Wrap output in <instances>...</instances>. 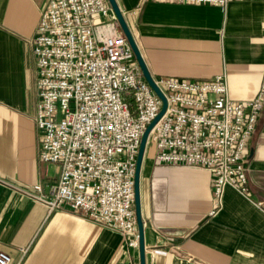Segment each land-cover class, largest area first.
Here are the masks:
<instances>
[{"label": "crops", "instance_id": "0c3cea01", "mask_svg": "<svg viewBox=\"0 0 264 264\" xmlns=\"http://www.w3.org/2000/svg\"><path fill=\"white\" fill-rule=\"evenodd\" d=\"M48 0H0V252L20 264H139L123 237L80 213L46 208L13 187L56 184L38 159L35 35ZM153 79L225 74L233 101L253 99L264 75V0L176 5L116 0ZM148 143L139 175L146 264H264V107L248 142V194L224 188L215 216L211 175L157 164ZM169 230H184L179 236Z\"/></svg>", "mask_w": 264, "mask_h": 264}, {"label": "built area", "instance_id": "2783aa9c", "mask_svg": "<svg viewBox=\"0 0 264 264\" xmlns=\"http://www.w3.org/2000/svg\"><path fill=\"white\" fill-rule=\"evenodd\" d=\"M232 0H139L211 5ZM258 1V0H247ZM35 59L38 159L56 165V184L13 187L44 206L63 208L117 231L138 248L134 175L140 140L162 101L145 81L107 0H48L30 39ZM166 111L148 136L157 164L211 175L215 216L224 188L248 194V142L264 107V75L255 97H229L225 74L209 80L153 79ZM256 206L264 210V204ZM0 252V264H20Z\"/></svg>", "mask_w": 264, "mask_h": 264}, {"label": "water", "instance_id": "95a60500", "mask_svg": "<svg viewBox=\"0 0 264 264\" xmlns=\"http://www.w3.org/2000/svg\"><path fill=\"white\" fill-rule=\"evenodd\" d=\"M108 4L111 7V10L117 20V23L125 36L129 46L131 47L133 54L135 56L136 63L145 79L147 84L153 89L155 94L160 98L162 101V107L158 113V115L155 117V119L147 126L146 130L144 131L142 138L140 140L139 150L136 158V169H135V175H134V186H133V192H134V214L136 219V225H137V233H138V260L139 264H146V248L144 243V224L141 217V209H140V193H139V175H140V167L143 160V156L145 153V149L148 142V136L150 131L153 129V127L158 123V121L161 119V117L164 115L166 111V99L162 92L159 90V88L154 83V80L152 76L150 75L148 68L146 66V63L144 59L142 58V55L140 53V50L138 48V45L130 31V28L126 22V19L124 17L123 12L119 8L116 0H107ZM185 233L184 230H169L166 231V234L173 235V236H179L183 235Z\"/></svg>", "mask_w": 264, "mask_h": 264}]
</instances>
